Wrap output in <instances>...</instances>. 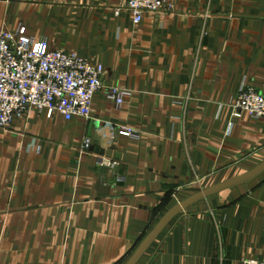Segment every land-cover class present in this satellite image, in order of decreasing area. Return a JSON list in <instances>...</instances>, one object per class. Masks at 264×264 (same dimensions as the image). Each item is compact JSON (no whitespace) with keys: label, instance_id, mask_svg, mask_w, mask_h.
<instances>
[{"label":"crops","instance_id":"1","mask_svg":"<svg viewBox=\"0 0 264 264\" xmlns=\"http://www.w3.org/2000/svg\"><path fill=\"white\" fill-rule=\"evenodd\" d=\"M124 1L0 0V32L76 52L129 92L100 90L90 118L30 110L0 127V264H125L195 189L264 161V120L232 106L243 86L264 94V0H169L138 23ZM249 259L264 260V171L176 215L137 264Z\"/></svg>","mask_w":264,"mask_h":264},{"label":"built area","instance_id":"2","mask_svg":"<svg viewBox=\"0 0 264 264\" xmlns=\"http://www.w3.org/2000/svg\"><path fill=\"white\" fill-rule=\"evenodd\" d=\"M124 7L137 23L145 13L159 14L172 8L169 0H125ZM101 76L99 66L76 52L52 49L44 39L0 32V127H10L30 110H46L49 117L60 113L67 120L90 118L94 96L100 90L121 105L129 92L117 86L104 87ZM232 106L235 117L246 113L264 120V94L254 87H241ZM120 133L130 137L140 134L128 126ZM83 146L90 148L91 140ZM98 163L110 165L104 158ZM244 264H264V260L249 259Z\"/></svg>","mask_w":264,"mask_h":264},{"label":"water","instance_id":"3","mask_svg":"<svg viewBox=\"0 0 264 264\" xmlns=\"http://www.w3.org/2000/svg\"><path fill=\"white\" fill-rule=\"evenodd\" d=\"M264 171V161L260 163L257 167L252 169L246 174L240 175L228 181L213 185L206 189H195L194 194L182 201L170 211H168L164 217L159 221L156 227L147 235V237L140 243L138 248L135 250L133 255L128 259L125 264H137L138 261L143 257L147 249L152 245V243L157 239L159 234L164 230V228L170 223V221L183 210H189L192 205L203 200L213 194L221 192L225 189L234 187L236 185L247 183L256 177H258Z\"/></svg>","mask_w":264,"mask_h":264}]
</instances>
